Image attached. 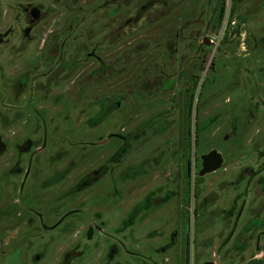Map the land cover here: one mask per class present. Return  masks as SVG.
<instances>
[{
    "label": "rangeland",
    "instance_id": "rangeland-1",
    "mask_svg": "<svg viewBox=\"0 0 264 264\" xmlns=\"http://www.w3.org/2000/svg\"><path fill=\"white\" fill-rule=\"evenodd\" d=\"M253 258L264 0H0V264Z\"/></svg>",
    "mask_w": 264,
    "mask_h": 264
},
{
    "label": "water",
    "instance_id": "water-1",
    "mask_svg": "<svg viewBox=\"0 0 264 264\" xmlns=\"http://www.w3.org/2000/svg\"><path fill=\"white\" fill-rule=\"evenodd\" d=\"M204 42L211 46L210 41L205 39ZM200 168L197 172V176L201 177L206 174L212 173L221 168L224 158L221 151L215 147L199 155ZM200 264H215L213 260H204Z\"/></svg>",
    "mask_w": 264,
    "mask_h": 264
},
{
    "label": "trees",
    "instance_id": "trees-1",
    "mask_svg": "<svg viewBox=\"0 0 264 264\" xmlns=\"http://www.w3.org/2000/svg\"><path fill=\"white\" fill-rule=\"evenodd\" d=\"M193 82L194 83H193V86L191 88L192 89L191 90L192 92L189 93V95L186 98V102H185L186 108H185V119L184 120H185V125H186L187 129L185 130V134L184 135L187 136V144H186V146H187L188 150H189V141H188V138H189L188 137V135H189V129H188V127H189V124H190V118H191V113H192V106H193V101H194L193 100V95H194V91H195V89H196V87L198 85V80H194ZM204 127H205L204 124H198L197 125V127H196V136H195L196 142L198 140L200 131H202L204 129ZM196 179H197V176H196ZM258 260L259 259L253 258V259L249 260L248 262H246L245 264H255V262L258 261Z\"/></svg>",
    "mask_w": 264,
    "mask_h": 264
},
{
    "label": "flooded vegetation",
    "instance_id": "flooded-vegetation-1",
    "mask_svg": "<svg viewBox=\"0 0 264 264\" xmlns=\"http://www.w3.org/2000/svg\"><path fill=\"white\" fill-rule=\"evenodd\" d=\"M41 19V16H39V19H38V21Z\"/></svg>",
    "mask_w": 264,
    "mask_h": 264
}]
</instances>
